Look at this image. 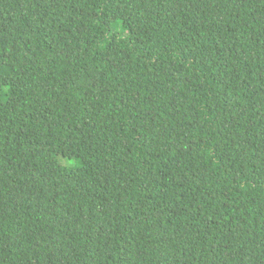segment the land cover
<instances>
[{"label":"trees","instance_id":"trees-1","mask_svg":"<svg viewBox=\"0 0 264 264\" xmlns=\"http://www.w3.org/2000/svg\"><path fill=\"white\" fill-rule=\"evenodd\" d=\"M0 264H264V0H0Z\"/></svg>","mask_w":264,"mask_h":264},{"label":"rangeland","instance_id":"rangeland-1","mask_svg":"<svg viewBox=\"0 0 264 264\" xmlns=\"http://www.w3.org/2000/svg\"><path fill=\"white\" fill-rule=\"evenodd\" d=\"M165 41L168 42V39H165ZM85 204H86L88 207H90V208H95L96 205H97V203L95 202V200L92 199V198H87Z\"/></svg>","mask_w":264,"mask_h":264}]
</instances>
